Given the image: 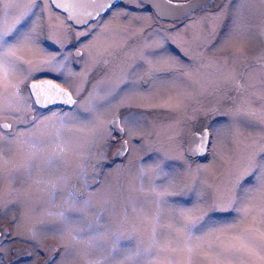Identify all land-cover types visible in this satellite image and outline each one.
<instances>
[{"label":"rangeland","instance_id":"374dc122","mask_svg":"<svg viewBox=\"0 0 264 264\" xmlns=\"http://www.w3.org/2000/svg\"><path fill=\"white\" fill-rule=\"evenodd\" d=\"M5 2L7 3V0ZM30 2L31 0H22L16 12L27 8ZM236 6L237 0H232L231 7L235 8ZM42 9L45 10L43 4L32 8V21L39 20ZM245 16H250V28L244 34L229 36V29L232 24L230 16L219 25L218 30L223 31L222 33L219 32L222 36L219 41L212 42V45L214 47L223 45L225 51L223 55L213 56L216 64H220V61L224 64L223 58L218 60L222 56L229 64L236 57L234 63L237 64L239 63L238 59L258 58L259 54L264 52L259 51L264 48L261 46V37H256L257 33L251 31L258 30L264 34V5L259 3L248 5ZM11 19L12 17H8L9 23ZM188 29L154 30L149 37L134 40V45H153L158 39L156 33L159 32L172 38L173 41L166 47V50L171 57L180 59L185 54V50L180 46L187 44L186 41L189 43L187 34H192L191 30H201L202 38L205 40L209 38L205 37V33H213V28L209 23L203 24L200 28L194 26V22H192ZM206 30L212 31L205 32ZM90 39L99 43L107 41L114 44L118 37L105 36L91 37ZM208 44L211 45L210 42ZM247 47L254 50L251 51ZM46 51L50 54V51L47 49ZM49 54L33 52L27 54L25 58L41 60L43 55L47 60ZM203 54L205 56L202 57L203 61L200 63L190 66L188 63L183 64V70L190 72L189 76H181L176 83L154 90L151 95L125 100L124 103L133 105L129 111L138 115L142 111L138 104L142 107L148 106L154 110L155 119H157V123L154 122L155 130L151 141L154 149L148 155L151 163L146 165L140 160L144 166L152 167L153 162L163 161L166 171L178 172L182 175H187L190 167L199 182L211 186L208 189L210 196L215 190L230 186L234 176L247 166L250 146L264 144V122H260L261 117L264 116V64L261 62V70L254 66L249 67L242 78L241 85L247 89L249 94L244 100L257 114L256 117L252 118V122L248 123V117L234 118L224 114L233 111L239 105L238 97L235 96V102L230 106L228 99H222L224 94L220 95L215 91L221 87V84L215 81V73L211 72L210 62L213 58H210L209 53ZM248 62L252 63L253 61L249 60ZM79 65L77 63L74 67L69 66V69L75 74L77 70L75 67ZM30 67L27 64L19 65L10 73L9 83L20 85L21 79L26 76L23 71L27 72ZM233 78H235V73H233ZM96 83L91 82L88 90L92 91ZM74 85L83 87L84 82ZM257 92H260V95H257ZM172 93L181 95L176 96ZM3 94L2 73H0V101L3 100ZM169 97H178L182 102L181 107L179 109L174 108L169 102ZM24 108H28L26 102ZM114 110L117 109L114 108L112 112ZM112 112L104 121L106 126ZM205 112L208 114L205 115ZM83 115L81 113L82 117ZM10 119L15 121L16 119L19 120V117L11 116ZM101 119L104 118L101 117ZM234 119L235 123H233ZM34 128V125L23 129L19 126L18 129L15 127V131L17 134L27 133L33 131ZM203 128L213 133L218 129H224V131L219 137L213 135L212 146L207 148V153L203 158H189L183 152L184 139L190 132ZM141 129V134L144 135L146 132L144 121H142ZM63 135L68 152L64 158L57 159L52 167L46 165L47 157L54 150V145L51 143H47L43 153L32 160H29L31 155L29 147L19 143L15 136H13L12 141L8 140L7 144H0V205L4 206L2 209L3 218H0V229L5 234L11 231V236L0 239V244L3 245V250L0 251V256H2L0 264H60L64 254L62 249L73 245V241L66 232L56 230L57 216L66 206L65 199L68 191L79 193L82 199H86L89 194L92 195L95 207L83 217V220L85 224H93L95 234L104 235H100L103 248H98L90 254L74 253L67 258L66 264H95L96 261H101L102 264V258L110 245V236L113 231L120 230L131 233L135 228L136 234L132 238L119 241V247L122 249L135 251L138 246H144L141 241L147 242L150 226L142 222V218L151 217L156 211L154 197L151 195L152 184L147 176L141 181L140 167L133 164V159L143 146L144 140L138 142L131 136L128 137V140L132 141V150L128 152L127 157L109 168L104 162L97 159L98 156L99 159L105 157L101 155V148H104L106 152L103 140L93 145L91 133L78 125H69ZM257 159L264 160V153L259 154ZM81 162L86 169V176L79 174ZM26 164H30V168H26ZM197 169H199L198 172ZM58 177H66L68 183L63 191H57L54 198L49 197L44 190L45 184L36 183L38 180L53 181ZM85 179L88 181L87 187L84 183ZM163 183L162 179L155 180V184L158 186L162 187ZM241 185L248 192L247 195L242 196L244 202L240 207L255 206V210L247 217L236 211L210 213L226 228L225 231L216 234L219 239L212 238L215 240L212 249L213 255L222 245L232 243L233 238L244 235V230L250 226L264 231V223L261 222L264 218V211H262L264 210V187L256 183L255 174L245 176ZM133 186L136 187L133 189ZM106 198L108 203H105ZM168 199L177 206H190L192 197L189 194L172 196ZM101 209H105V211L101 213L102 217L99 224H96L95 214ZM72 215L74 219H81L77 213ZM12 218H15V223H11ZM169 223H172L173 227L179 226L170 220L167 211H165L162 215L164 227L158 228L157 233L161 241L174 239L175 233L167 227ZM33 226L38 231L35 238L30 239L29 235ZM171 246L180 249L183 247V243L182 241H174ZM208 251V245L205 244L203 252ZM128 254L125 252L114 256L112 264H120L125 255ZM172 255L177 260L182 259L179 251ZM166 256L167 254H163L161 259ZM208 258L203 254L198 255L194 257V264L196 262L207 264ZM247 260L248 257L237 255L232 258V264H242V261Z\"/></svg>","mask_w":264,"mask_h":264},{"label":"snow or ice","instance_id":"6c2138e0","mask_svg":"<svg viewBox=\"0 0 264 264\" xmlns=\"http://www.w3.org/2000/svg\"><path fill=\"white\" fill-rule=\"evenodd\" d=\"M124 2L137 7L142 6V0H124ZM21 3L22 0H7V3L5 0H0V9H2L0 10V73H2V86L4 88L3 100L0 101V116L5 118L20 116L26 102L30 109L42 110L41 115L44 118L34 117L28 121L29 127L34 125L35 128L27 133H16L15 125L19 121H10L8 124L0 125V144L4 142L6 137L15 136L19 143L29 147L31 150L29 160H32L43 153L47 143H51L54 145V150L47 157L46 165L52 167L57 159L64 158L68 152L64 142V132L69 125H78L91 133L93 145L102 140L105 142V147L119 143L120 148L114 155L118 157L126 155L132 150V141L130 139L125 140L124 137H130L133 133L142 130L143 117L129 111L108 121L106 126L104 121L108 114L114 108L119 110L120 108L133 107L131 104H125V100L151 95L154 90L176 83L181 76L190 75V72L183 70V65L178 59L168 54L166 50L169 41L168 36L157 32L158 39L155 43L153 45L146 44L139 50L137 60L140 63L136 66L128 65V68L116 77V82L101 80L89 92L86 86L74 85L75 74L69 69L72 56L71 54L64 56L60 51L64 47L65 41L63 39L53 40L52 37L45 35L43 9L40 20H31L32 8L39 7L43 0H31L27 8L17 13L16 10ZM47 3L51 5L52 0H47ZM200 3L201 0H191L190 6H199ZM254 3L264 5V0H237L235 8L231 7L232 0H219L216 13L207 14L206 18L213 20L218 28L230 16L232 24L229 29V36L244 34L250 28V16H245V10L248 5ZM57 7L76 9L79 6L57 5ZM107 10H110V7ZM120 15L130 16L131 14L124 10ZM8 17H12L10 23ZM88 23L85 21L83 26L87 27ZM68 34L70 35V32ZM88 34V32H82L84 36ZM214 34L215 29L212 35L214 36ZM43 40L58 44V55H51V58L47 60L26 59L25 56L33 52L49 54L41 46ZM70 42L68 41V43ZM187 54L185 52V55ZM189 58L192 59V57ZM258 59L264 61V52L259 54ZM99 63L97 61L93 67L95 68ZM22 64L31 66L24 77V90L28 92L26 99L21 95L19 85L9 83L10 73ZM104 64H109V61L105 60ZM172 65L176 66L173 67ZM37 73H45L48 76L38 84L28 85L27 80L39 78ZM233 84L238 91H243V87L239 83L233 81ZM85 93H87L86 97ZM169 102L176 109H179L182 103L178 97H169ZM48 113L51 115H47ZM81 113L84 114L83 117ZM207 114L205 112V115ZM224 114L234 118L248 117V123H251L252 118L257 115L251 110L246 100H241L233 111ZM101 117L104 119L102 120ZM24 119L27 120V116ZM235 122L234 119L233 123ZM260 122H264V116L261 117ZM223 131L224 129H218L213 133L206 128L204 131L197 130L193 135L196 147L192 149V155L204 156L207 148L212 146L213 135L219 137ZM250 149L247 156V166L234 176L230 186L217 189L210 196L208 189L211 186L199 182L190 167L187 175H182L178 172L166 171L163 161L153 162L152 167H145L141 161H137L140 167L141 181L145 176L150 178L151 195L154 197L156 208L151 217L142 218V222L150 226L147 242L141 241L144 246H138L135 251L122 249L119 247V241L132 238L136 234V230L134 228L131 233L120 230L113 231L110 236V245L102 258V264H112L114 256L125 252L129 254L125 255L120 264H194V257L201 254L209 257L207 264H232V258L237 255L248 257V260L242 261V264H264V231L251 226L244 230V235L233 238L232 243L222 245L219 250L215 251L214 255L212 254L215 244V240L212 238L219 239L216 234L225 231L226 228L210 213L236 211L247 217L255 210V206L240 207L244 202L242 196L247 195L248 192L241 185L242 179L250 174H255L256 183L264 187V160L257 159L259 154L264 153V144L250 146ZM101 155L106 157L104 148H101ZM99 158L98 156L97 159ZM25 167L30 168V164H26ZM196 171L198 172L199 169ZM79 174L81 176L87 175L82 162ZM156 179L164 181L162 187L155 184ZM36 183L45 184L44 190L49 197L54 198L57 191L65 189L68 180L66 177H58L53 181L38 180ZM84 183L87 187L88 181L86 179ZM189 194L192 197L190 206H177L168 199L172 196ZM105 203H108L107 198ZM65 205L57 216L56 230L66 232L73 241V245L62 249L64 254L60 264H66L67 258L74 253L90 254L98 248H103L100 235L104 234H95L93 224H85L83 220V217L95 207L92 195L89 194L86 199H82L79 193L68 191ZM3 207L0 205V218H3ZM103 211L105 209H101L95 214L96 224H99ZM165 211H167L170 220L179 226L173 227V224L169 223L167 227L175 233L174 239L161 241L157 233L158 228L164 227L162 215ZM73 213L79 214L81 219H74ZM261 222L264 223V218ZM11 223H15V218H12ZM37 231L33 226L29 238L34 239ZM6 236H11V231L5 234L0 229V239H4ZM174 241H182L183 247L180 249L173 248L171 245ZM205 244L208 245V252H203ZM2 250L3 245L0 244V251ZM177 251L182 256L180 260L175 259L172 255ZM163 254H167V256L161 259ZM153 257L155 259H151ZM0 262H2V256H0ZM95 264H101V261H96ZM196 264H200V262H196Z\"/></svg>","mask_w":264,"mask_h":264},{"label":"flooded vegetation","instance_id":"af4514ba","mask_svg":"<svg viewBox=\"0 0 264 264\" xmlns=\"http://www.w3.org/2000/svg\"><path fill=\"white\" fill-rule=\"evenodd\" d=\"M152 1L159 0H142V6L139 7L127 4L124 2V0H87V2L82 6V11L74 15L72 12L64 11L62 7H57V5L53 4L49 5L47 0H43L42 4L45 7V10H43V21L46 29L45 35L52 37L53 40L63 39L65 41V45L60 51L64 56L71 54L72 61L69 63V66L74 67L77 65V63L80 64L78 67H75L77 70L73 78L74 84L84 82L83 87L86 86L88 88L90 83L93 81L94 83L101 80H111L116 82V77L125 71L128 68V65L131 64L136 66V64L140 63L137 60V56L139 50L144 46L134 45V40H137L138 38L149 37L154 30H189L188 26L191 25L192 22H194V26H198L200 28L203 24L207 25L209 23L211 28H213V30L215 29V34L213 36L212 33H205V37H209L205 40L202 38L203 35L201 34V30H191L192 34H187V37L189 36V43L186 41L187 44L180 46L185 50V52L188 53L187 55H182L181 58L178 59L181 62V65L188 63L190 66L192 64L200 63L203 61L202 57L204 58L205 56L203 53H209V55H211L210 58L224 54L225 50L223 45L220 47H214V45H212V42L219 41L223 31L218 30L213 20L206 18L207 14H213L215 10L217 11L219 0H208L204 4L184 13L178 18H167L163 17V15H157L153 9V6L147 3ZM166 1L185 2L187 0ZM109 7L110 10L106 11V9H109ZM69 8L70 7L66 9ZM124 10H127L131 15H120V13ZM93 20L95 22H91ZM85 21L89 22L87 27L83 26ZM90 29L92 31H89ZM211 31L212 30H206L205 32ZM251 31L257 33L256 37H261V46L264 47V34L258 30ZM69 32L70 35L68 34ZM82 32H88L89 34L84 36L82 35ZM105 36H117L118 39L114 44H111L107 41H104V43H99L90 39L91 37ZM168 38L169 41L166 47H168V45H170V43L173 41L171 37ZM68 41L71 42L68 43ZM209 42L211 45L208 44ZM41 46L50 51L49 59L51 58V55H58V44L51 43L48 40H43ZM247 48L251 51L254 50L251 47ZM259 51H264V48L263 50ZM108 53H111V55H108ZM189 57H192V59ZM222 58L224 59L223 62L225 65L221 61L220 64H216L214 58L210 62L211 72L215 73L214 79L217 83L221 84V87L217 88L215 91L220 95L224 94L222 99H228L230 106L235 102V96L238 97L237 102L240 104V98L241 100H244V98L249 96V94L247 93V89L245 87H243L242 92L238 91L234 87L233 81L241 85L245 71L251 66L261 70V62L264 64V61L253 57L248 58V60H239L237 58L239 63L235 64V57L230 61L229 64L224 56L218 60H221ZM41 59L46 60V57L42 55ZM105 60L109 61V64L105 65ZM249 60L253 62L249 63ZM97 61L100 63L94 68L93 65L96 64ZM134 61L136 62L135 64L133 63ZM258 61H260V64H258ZM172 66L175 67L176 65ZM228 66L229 69L227 70ZM86 69L88 70L87 72ZM229 71L235 73V78H233V73ZM23 73L27 75V72L23 71ZM36 75L39 77L38 79H29L26 81V83L29 85V83L33 81L42 80L48 76V74L45 73H37ZM19 88L21 90V95L26 99L28 92L24 90V78L21 79ZM88 91L91 92V90ZM256 94L260 95V92H257ZM84 95L86 97L87 93ZM172 95L179 96L181 94L172 93ZM138 105L139 108L142 109L140 115L143 117L142 121L146 123V132L144 135L141 134V131L131 135L135 141L139 142L140 140H144L142 143L143 146L133 159V164L135 166L138 165L137 161L140 160L145 162L146 165L151 163V161L148 159V155L151 154L154 149L153 143L151 141L153 139V133L155 130L154 122L157 123L153 109L149 108L148 106L142 107L140 104ZM129 109L130 108H121L119 110H114L108 121L118 117L121 113L129 112ZM57 111H59V109H57ZM41 112L42 110L38 108H24L22 114L18 116L19 120H15L19 121L16 123L15 127H17V129L19 126H21L22 129L29 128L28 121L32 120L34 117H42ZM50 114L51 113H48L47 115ZM25 116H27V120L24 119ZM10 121V117L0 118V125L8 124ZM12 138L13 136L6 137L3 143L7 144L9 142L8 140H13ZM124 139L128 140V137H124ZM119 145V143H116L111 147H106V157L103 159H98V161L104 162L107 167L111 168L116 164V162L127 157L128 153L122 157H116V155H114ZM97 183H99V181H97ZM135 187L136 186H133V189Z\"/></svg>","mask_w":264,"mask_h":264},{"label":"water","instance_id":"95a60500","mask_svg":"<svg viewBox=\"0 0 264 264\" xmlns=\"http://www.w3.org/2000/svg\"><path fill=\"white\" fill-rule=\"evenodd\" d=\"M207 1L208 0H201L200 5L204 4ZM86 2L87 0H57V1L52 0L53 5H65V4L78 5L79 7H77L76 9H73L72 7H70L69 9L62 8L64 11L72 12L74 15L82 11L83 9L82 6ZM147 3L153 6V9L157 15L159 16L163 15V17H167V18H178L182 16L184 13L198 7V6H190L191 0H187L185 2H169L166 0H159V1H152V2H147ZM40 81L41 80L33 81L29 83V85L38 84L40 83ZM194 133L195 132L191 133L186 138V141L184 144L185 153L191 157H194V155H192V149L196 147V144L194 143V140H193ZM198 157H201V156H198Z\"/></svg>","mask_w":264,"mask_h":264}]
</instances>
